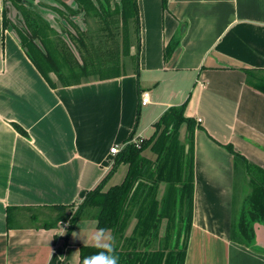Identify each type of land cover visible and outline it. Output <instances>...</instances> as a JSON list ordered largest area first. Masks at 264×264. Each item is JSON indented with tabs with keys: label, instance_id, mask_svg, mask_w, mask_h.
I'll list each match as a JSON object with an SVG mask.
<instances>
[{
	"label": "crops",
	"instance_id": "0c3cea01",
	"mask_svg": "<svg viewBox=\"0 0 264 264\" xmlns=\"http://www.w3.org/2000/svg\"><path fill=\"white\" fill-rule=\"evenodd\" d=\"M137 3L138 73L52 87L20 52L13 29L4 31L0 0V264H79L80 246L94 245L95 219L79 220L85 223L73 241L79 222L67 240L65 225H34L22 213L55 217L51 207L82 202L113 166L111 147L151 136L165 111L183 103L198 124L184 264H264V223H253L252 241L239 240L241 218L251 209V174L245 163L237 168L225 147L231 144L254 173L264 171V90L247 73L264 76V0ZM32 8L61 31L40 2ZM9 16L18 25L17 11ZM174 38L179 42L167 55ZM130 54H137L135 45ZM144 90L152 102L142 106ZM186 130L183 125V141ZM127 167L120 164L107 187L120 183ZM164 190L163 183L159 198ZM14 208L10 228L7 214Z\"/></svg>",
	"mask_w": 264,
	"mask_h": 264
},
{
	"label": "trees",
	"instance_id": "16d2710c",
	"mask_svg": "<svg viewBox=\"0 0 264 264\" xmlns=\"http://www.w3.org/2000/svg\"><path fill=\"white\" fill-rule=\"evenodd\" d=\"M26 1L29 0H6L7 18L11 23L13 22L8 14L13 9L19 12L18 4H20L24 20L21 24L17 21L18 25H14L28 41L25 48L30 52V49L35 47L55 70L59 69L56 58L36 33L40 30L38 19L59 33L61 40L76 59L82 74L81 79L78 76L75 77L79 81L72 84L90 79L88 78L90 73L96 74L94 78L97 79L117 77L129 70L138 73L140 19L137 0L116 1L114 11L109 5L105 7L104 0H96L100 5L98 8L94 7L93 11L101 18L102 22L97 24L92 31L82 30L73 23V28H77L74 31L68 26L67 21H65L68 24H65L67 30L58 31ZM90 1L91 4H94V0ZM72 12L75 14L76 11ZM81 12L86 16L91 11L82 8ZM120 26L123 33L121 47L116 39L120 33ZM65 34L76 47L81 61L69 46L64 37ZM110 38L113 39L110 40L113 42V46L108 45ZM178 42V38H174L170 42L166 50L167 55L173 52ZM132 45L137 47L136 55L130 54ZM57 50L62 60L74 72L65 52L61 48ZM121 53L123 57L125 56L124 59H121L119 55ZM33 62L43 74L37 61L33 59ZM247 73L249 81L264 90V76L257 75L253 70H248ZM50 85L56 87L51 83ZM67 85L71 84L64 86ZM185 110L186 103L170 107L154 123V132L151 136L138 138L140 146L136 143H129L116 155L110 171L95 188L86 193L82 202L51 207L57 209L59 214L55 217H46V220H42L39 225L53 228L67 224L65 237L68 240L79 220L92 218L96 220L98 229H107V232H110L115 238V251L120 258L119 264H184L193 224L194 132L198 127L192 117L186 116ZM183 125H186L187 129L185 141L181 139L180 135ZM18 128L20 132L26 133L20 126ZM225 147L234 155L237 168L242 166L241 163H245L251 174L252 193L249 198L251 209L248 213L249 217H246L245 214L242 216L239 226V240L250 242L254 239L253 223L255 221L264 223V171L257 169L261 175L258 173L255 175L254 167L248 163L245 157L235 151L231 144L225 145ZM147 149L156 155L155 159L143 154ZM122 163L128 166L124 179L120 183L107 187L108 182ZM163 183L165 190L162 197L159 198L160 186ZM13 210L16 209H8L7 214L8 227L10 228L14 226ZM38 216L32 215L31 218L36 221ZM134 220L136 222L131 234L126 235ZM163 226L164 233L162 234ZM97 251L98 249L94 245H81L79 264L85 256Z\"/></svg>",
	"mask_w": 264,
	"mask_h": 264
},
{
	"label": "rangeland",
	"instance_id": "374dc122",
	"mask_svg": "<svg viewBox=\"0 0 264 264\" xmlns=\"http://www.w3.org/2000/svg\"><path fill=\"white\" fill-rule=\"evenodd\" d=\"M38 1L44 7V9L45 8L48 9V12H50L52 15H54V17H52L51 19H53L54 22L56 20L57 23L60 24V27L62 29H64V31L67 30L65 27V24H67V23L65 21L68 22L69 25L68 24L67 25L69 27H71L74 31L77 30V28H73V23L77 24L82 30H91L92 31L93 29L96 28L97 24L102 22L101 18L96 15L95 11H93L94 7L98 8L100 5V4H98V2L96 0H94V4H91L90 0H30V6L35 5L36 3H39ZM116 1L119 2V0H104V3H105L104 5H105V7H108V5H109L111 7V9L114 11L116 8ZM5 2H6V0H3V5H2L3 15L5 17L3 19L4 20L3 21L4 31L7 30L9 26L13 29L14 35L16 36V39L18 41V47H19L20 52L27 55V57L32 61L33 64H34L33 59H35L37 61V63L40 65V67L43 70V74L40 72L42 74V76L49 83H51L53 85H66V84H72L76 81H79L78 79H75V77H77V76L80 77V79H81V75H82L80 73V68L78 67V63L76 62V59L73 57V55L69 51L68 47L61 40L59 33L56 32L55 30H53L51 27H49L46 23H44L43 21L38 19V21H39L38 24H40V30L37 32L35 31V32L38 34L39 37H41L43 39V41L45 42L47 47L50 49L53 56L56 58L58 65H59V69L55 70L50 64H48L44 60V58L41 56V54L39 53V51L35 47L31 48L30 52L27 51V49L25 48V45L28 44V41L24 39L22 34L19 32V29L13 23H11L9 18H7V15H6L7 11L5 9ZM18 7H20V9H19V12L17 11L16 22L18 21L21 24L24 20V16L22 14L23 10H22L20 4H18ZM82 8H84L86 10L88 9V11L90 10L91 15L89 13L88 15L85 16V14H83L81 12ZM63 11H64V13H62ZM72 11H76L75 14H73ZM77 12H79V13L77 14ZM63 14H65V15H63ZM63 22H64V24H63ZM25 25L28 27L27 24H25ZM119 31H120V33L116 39L118 40L117 42L120 44V47H121L122 37H123L121 26L119 28ZM104 34H105V32H104ZM111 39L112 38H110L109 41ZM111 42L112 41L109 42V44H108L109 46H113V42L112 43ZM58 48H61L65 52L68 60L70 61L71 65L74 69V72H72L69 69V67L66 65V63L59 56V52L57 50ZM119 55L121 56V59H124L125 56L123 57L122 53ZM89 76H88V78H93L96 76V74L90 73ZM82 79H85V78H82ZM142 128L143 127L141 126L140 130ZM143 154L146 155L147 157L151 158V159H155V157H156V155L152 151H150V149L145 150ZM255 175H257V173H255ZM240 192L241 191H239V197H240ZM31 214L32 215H39L38 218L36 219V221H32V223H34V225H39L38 221H40V220L44 221V220H46L45 218L48 217L47 214L45 216H43L44 215L43 211L42 212L41 211L40 212H33V213L30 212L29 214L22 213L24 218L31 217L32 216ZM57 214H59L58 211H56V214H54V215H57ZM24 218L17 219L15 221L16 222H22V220ZM67 222L69 223L68 220H67ZM84 223L85 222H79L78 227L73 232V236H72L73 241L78 240L79 233L81 232V230H80L81 226H83ZM164 223H165V221H164ZM163 230H164V226L162 228L161 233L163 232Z\"/></svg>",
	"mask_w": 264,
	"mask_h": 264
},
{
	"label": "clouds",
	"instance_id": "9594fccd",
	"mask_svg": "<svg viewBox=\"0 0 264 264\" xmlns=\"http://www.w3.org/2000/svg\"><path fill=\"white\" fill-rule=\"evenodd\" d=\"M92 241L98 251L85 256L81 264H119L120 258L115 251V238L107 235V229H97Z\"/></svg>",
	"mask_w": 264,
	"mask_h": 264
},
{
	"label": "built area",
	"instance_id": "2783aa9c",
	"mask_svg": "<svg viewBox=\"0 0 264 264\" xmlns=\"http://www.w3.org/2000/svg\"><path fill=\"white\" fill-rule=\"evenodd\" d=\"M151 102H152V99H151L150 91H147V90L142 91L140 94V104L142 106H145V105L150 104ZM129 143H136L138 146H140L139 145V139L137 138V139H132V140L128 141L125 145H123V147H119L118 145H114L113 147H111L110 152L114 155H117ZM65 227H67V224H65Z\"/></svg>",
	"mask_w": 264,
	"mask_h": 264
},
{
	"label": "water",
	"instance_id": "95a60500",
	"mask_svg": "<svg viewBox=\"0 0 264 264\" xmlns=\"http://www.w3.org/2000/svg\"><path fill=\"white\" fill-rule=\"evenodd\" d=\"M34 10L38 13V10L34 8ZM39 14V13H38ZM40 15V14H39ZM42 16V15H41ZM48 20V19H46ZM49 21V20H48ZM64 37L66 38L69 46L71 47L72 51L74 52L75 56L81 61V58L79 56V53L76 49V47L74 46V44L72 43V41L68 38V36L65 34ZM188 148V147H187ZM182 240H183V237H182Z\"/></svg>",
	"mask_w": 264,
	"mask_h": 264
},
{
	"label": "flooded vegetation",
	"instance_id": "af4514ba",
	"mask_svg": "<svg viewBox=\"0 0 264 264\" xmlns=\"http://www.w3.org/2000/svg\"><path fill=\"white\" fill-rule=\"evenodd\" d=\"M27 2V4H29L30 5V0L29 1H26Z\"/></svg>",
	"mask_w": 264,
	"mask_h": 264
}]
</instances>
